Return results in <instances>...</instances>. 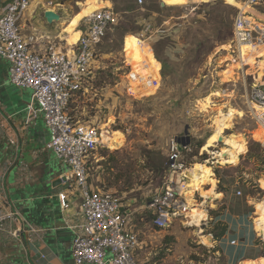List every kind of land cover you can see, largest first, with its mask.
<instances>
[{"label": "rangeland", "instance_id": "1", "mask_svg": "<svg viewBox=\"0 0 264 264\" xmlns=\"http://www.w3.org/2000/svg\"><path fill=\"white\" fill-rule=\"evenodd\" d=\"M65 1L74 6L70 14L77 15L76 22L95 2ZM110 1L108 5L120 13L121 20L97 48L95 65L101 62L104 68L91 82L98 95L71 102L69 112L104 131L118 130L124 139L113 148L99 147L89 158V183L95 189L115 192L123 202L146 204L169 178L172 142L189 138L184 162L189 167L210 164L218 187L229 188L219 208L229 205L234 213L249 214L255 222L259 216L256 203L264 198V146L250 95L254 84L264 82V57L256 64L235 61L230 50L239 12L235 0ZM245 10L264 20V0ZM147 25L151 27L148 32ZM74 105L78 106L72 110ZM230 109L237 113L225 136L246 143L237 160L225 162L213 153L229 145L218 142L208 149L205 145L216 129L219 111ZM219 208L212 207L210 217L217 218L211 211ZM144 216L150 222L149 214ZM173 228L158 245L176 252L169 253L174 264H225L200 243V228L180 221Z\"/></svg>", "mask_w": 264, "mask_h": 264}, {"label": "built area", "instance_id": "2", "mask_svg": "<svg viewBox=\"0 0 264 264\" xmlns=\"http://www.w3.org/2000/svg\"><path fill=\"white\" fill-rule=\"evenodd\" d=\"M32 3L33 0H0V57L10 63V83L32 90L26 123L40 116L44 119L51 134L47 147L67 165V181L82 199L81 221L71 226L75 233L74 261L76 264H139L136 252L143 239L131 226L129 207L115 192L95 189L89 183L88 160L99 147L106 145L104 137L107 130L93 122L78 120L69 112L73 97L89 88L97 61V48L107 32L120 23L121 15L113 7H102L83 17V32L74 53L65 52L55 44L39 51L34 40L26 38L20 28V21ZM257 3L259 0H235L234 4L239 12L234 20L230 50L236 56L235 61L239 60L243 65L246 64L243 58L245 45H264V20L245 10V7ZM46 4L51 7L55 2L47 0ZM150 28L147 25L145 31H150ZM250 98L257 107L254 115L263 131L260 143L264 146V82L254 85ZM8 142L19 147L13 138L9 137ZM168 168L169 178L164 187L154 193L147 204L153 226L159 230L170 229L176 221L189 226L192 207L198 205L195 194H188L192 167L184 162L177 140L170 147ZM61 198L63 207H69L66 195L61 194ZM21 217L22 214L12 208L3 184L0 187V233L19 239L23 232L34 237L44 232L45 229L28 222L18 228ZM210 218L206 216L201 225ZM231 243L235 245L237 241Z\"/></svg>", "mask_w": 264, "mask_h": 264}, {"label": "crops", "instance_id": "3", "mask_svg": "<svg viewBox=\"0 0 264 264\" xmlns=\"http://www.w3.org/2000/svg\"><path fill=\"white\" fill-rule=\"evenodd\" d=\"M53 1L55 5L49 7L46 4L47 0H33L32 6L20 21L21 32L26 38L34 40V45L39 51H45L50 44H55L65 52L74 53L83 32L82 19L76 22L77 15L71 16L70 8L73 6L71 1L69 3L65 0ZM109 2L111 3L110 0H95L89 12L99 9L98 6L110 7ZM48 10L58 13L60 20L49 22L45 17ZM74 30L80 33L78 38L74 36ZM100 65H102L101 62L94 66L91 80L100 70H103L100 68L104 66ZM9 69V61L0 57V138L6 141L4 151L9 154L5 163L0 164V187L5 185L12 208L17 209L23 216L18 223V228H22L28 222L45 230L38 237L24 232L27 238L26 243L22 234L19 239H13L0 233V264H76L73 257L75 233L71 226L81 221L82 199L78 191L72 187L64 189L62 187L60 193L55 195L50 194L51 192L46 189L43 190L44 178L51 168H58L66 173L68 167L47 147L51 134L43 118L40 116L37 120L26 123L27 105L32 99V90L11 84ZM126 82L130 86V80ZM88 87L86 92L75 95L71 102H78L81 97L86 98L92 93L95 96L98 95V90L92 82ZM77 106L74 105L72 110H75ZM75 118L83 120V117ZM9 137L15 139L19 147L10 145ZM201 164L216 182L213 184L212 181H207L201 186L206 192L211 190L214 198L205 197L200 189L192 186L191 196L195 194L199 204L193 205L191 212L197 208L202 209L206 216L210 217L212 207L219 208V203L227 197L218 189V180L214 178L213 167L210 164ZM2 180L4 183H1ZM61 194L66 195L69 207H63ZM30 198L38 200L44 206L42 223L31 221L19 208ZM148 203L137 205L135 201L125 202L131 211V226L141 234L143 239L141 248L136 252L138 263L174 264L169 253L176 252L170 247H164V250L162 244L158 245L161 237L163 238V234L168 230H159L153 226V217L148 209ZM145 214H149L150 222L145 220ZM248 215L234 213L229 205L224 207L217 218L211 217L206 224H202L201 228L200 222L198 227L202 240L200 243L204 245L208 253L222 257L225 264H264V236L259 233L256 221L252 222ZM218 222L228 227L227 233L220 240L215 239L218 231L215 227ZM204 237L211 238L212 244L204 243ZM174 238L178 239V236ZM233 240H236L237 244H232ZM159 246H161L160 249H158ZM180 258L182 262H185L183 256H179L178 260Z\"/></svg>", "mask_w": 264, "mask_h": 264}, {"label": "bare ground", "instance_id": "4", "mask_svg": "<svg viewBox=\"0 0 264 264\" xmlns=\"http://www.w3.org/2000/svg\"><path fill=\"white\" fill-rule=\"evenodd\" d=\"M138 1L140 3L143 2V0H138ZM92 12L93 11L87 13L86 15H84V17L91 14ZM233 33H234V23H233ZM245 50L247 52H244ZM256 55L261 56V57H257ZM262 57H264V45L255 46V45L248 44L243 47V58L247 64H249L250 62H253L254 64L259 63L261 62L260 58ZM260 72H261V77H262L263 71H260ZM226 73L227 71H225V74ZM257 84L259 83H256L254 85H257ZM253 109H256L257 111V107L255 105H253ZM225 112L219 111V114L216 116V121L214 122L216 124V129L214 133L208 138L207 143L205 145V149H208L209 147H217V143L220 142V138H222L223 142L229 145L230 148L224 147L220 151H215L213 154H215V156L218 159H221L227 162L231 160H237L238 153L244 147V144L246 142L238 141L236 139L225 136L226 129L231 126L232 121L235 118V115L237 113L236 110L234 109H230L228 112L226 113ZM262 135H263V131H262ZM262 135L260 136L261 138H262ZM123 139H124L123 134L121 132H118V130L117 132L116 131L112 132L110 130L106 131L105 143L107 146L111 148L116 147L117 144H121L123 142ZM207 163H211V162L208 161ZM206 171H207L206 168L201 163H195L194 166L190 169V181L187 186L188 194L191 195L192 194L191 187L196 186V188L201 190L202 195H204L205 197L212 196L214 198V196L212 195L213 192L211 190L206 192L203 190L201 186L207 181H212L213 184L216 183L210 177V174ZM256 210L259 216L255 219V221L260 230L261 235L264 236V198L260 202L256 203ZM205 217H206V213L202 209L197 208L193 212H191L192 221L189 225H195L196 227H199L200 222ZM211 240L212 239L209 237H204L203 239L204 243H209V242L211 243L212 242Z\"/></svg>", "mask_w": 264, "mask_h": 264}, {"label": "water", "instance_id": "5", "mask_svg": "<svg viewBox=\"0 0 264 264\" xmlns=\"http://www.w3.org/2000/svg\"><path fill=\"white\" fill-rule=\"evenodd\" d=\"M45 17L49 22L59 21L61 18L60 15L53 10L46 11ZM220 142H223L222 138H220ZM179 143H180V150L183 151L184 147L189 145L190 139L188 138L186 141L179 140ZM5 144L6 141L3 139L0 143V164H4L6 157L9 155L4 151ZM69 187L70 184L67 181V177L65 173H63V171H61V169L58 168H51L47 172L46 177L44 178L43 181V190L45 191L46 189L48 192L49 191L51 192L50 194H54V195L60 193L61 191L60 188L64 189ZM51 202H53V200ZM19 208L25 216H28V218L31 221L35 220L42 223L43 219L41 218H43L44 206L38 200L30 198L23 205H20ZM22 238L26 243L27 238L24 232L22 233Z\"/></svg>", "mask_w": 264, "mask_h": 264}, {"label": "trees", "instance_id": "6", "mask_svg": "<svg viewBox=\"0 0 264 264\" xmlns=\"http://www.w3.org/2000/svg\"><path fill=\"white\" fill-rule=\"evenodd\" d=\"M218 189L220 191H223V192H226L229 190L228 187H223V186H219ZM222 210H223L222 208H220L218 210H213V211H211V214H213L215 217L219 216ZM215 228L218 229V231L215 234V239H217V240H220L227 233V229H228L227 225L223 224L222 222L216 223Z\"/></svg>", "mask_w": 264, "mask_h": 264}]
</instances>
